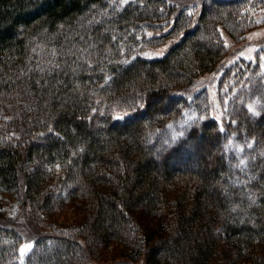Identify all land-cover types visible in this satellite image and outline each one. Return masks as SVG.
Wrapping results in <instances>:
<instances>
[{"label": "trees", "instance_id": "trees-1", "mask_svg": "<svg viewBox=\"0 0 264 264\" xmlns=\"http://www.w3.org/2000/svg\"><path fill=\"white\" fill-rule=\"evenodd\" d=\"M126 1L0 0V264H264V51L202 105L230 14Z\"/></svg>", "mask_w": 264, "mask_h": 264}, {"label": "rangeland", "instance_id": "rangeland-1", "mask_svg": "<svg viewBox=\"0 0 264 264\" xmlns=\"http://www.w3.org/2000/svg\"><path fill=\"white\" fill-rule=\"evenodd\" d=\"M171 3H174L180 7L187 8V12L190 13L194 12V19L198 18L200 13L203 15H209L213 16L215 14H220L227 10V12L230 14L229 18H223L221 20V23H223L222 27L227 28L231 30V37L227 36L228 42L231 44V53L224 58V63L221 64V67L216 68L213 72H205L203 73L202 77L200 78V87L201 89L207 88L208 90H200L201 91V103L204 104V101L207 100V98H210L215 94V86H217L218 79L221 76V72L226 68L227 62H230L228 60L234 58L240 59L243 58L244 60H253L256 57H260L261 52L264 51V0H259L258 3L261 4L260 8H252V12L250 14V19H247L244 17L245 10H250V0H168ZM113 2H116L117 4H120L121 6L128 4V1L126 0H113ZM248 3V5H246ZM246 5V6H245ZM258 5V4H257ZM245 6V8H243ZM243 8V9H242ZM204 12L206 14H204ZM246 29V30H245ZM207 36H203L200 43L203 45H206L207 43ZM233 55V57H232ZM233 59V60H234ZM244 94L247 97V99H251L252 106L255 107V111L261 115H264V88L262 90H249L248 93L247 90L243 91ZM242 92V94H243ZM225 94V93H224ZM227 100L223 104V111H225L226 115H231V98L227 96ZM231 97V96H230ZM223 98V97H222ZM249 99V100H250ZM171 104V106H170ZM240 99L236 102V109L239 108ZM177 105V101H168L164 103L165 110L169 111L172 108H174ZM201 115V114H200ZM199 115V116H200ZM201 117V116H200ZM198 118L196 112L194 110H190L189 112H186L184 117V123L187 126L188 124H193L194 120L196 121ZM162 136L159 137V143H157L156 151L158 150H164V148L167 146V142H165ZM156 137V136H154ZM153 139L151 135H147L145 138V144L147 147L152 146ZM64 215H60L59 219L61 220H67L66 223L72 224L74 221H76L77 214L72 210L68 209L66 213H63ZM24 223V233L27 235V238L31 239L32 236H34L36 233H39V230L28 221H23ZM108 252H111L110 250H107ZM103 252V251H102ZM100 253H96V258H98L101 262H110L109 260H103L99 258L100 256H103L104 254L99 255ZM65 256V254H64ZM115 261V260H114ZM116 261H120L122 263L120 264H126L130 263V259H116Z\"/></svg>", "mask_w": 264, "mask_h": 264}, {"label": "snow or ice", "instance_id": "snow-or-ice-1", "mask_svg": "<svg viewBox=\"0 0 264 264\" xmlns=\"http://www.w3.org/2000/svg\"><path fill=\"white\" fill-rule=\"evenodd\" d=\"M118 118H121V117H118ZM28 247H29V245H25V247L21 249V253L23 254V252H25Z\"/></svg>", "mask_w": 264, "mask_h": 264}]
</instances>
